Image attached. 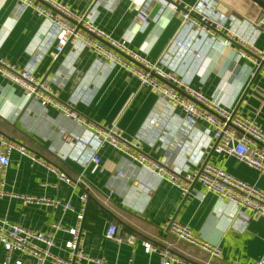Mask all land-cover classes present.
Listing matches in <instances>:
<instances>
[{"label":"crops","instance_id":"obj_1","mask_svg":"<svg viewBox=\"0 0 264 264\" xmlns=\"http://www.w3.org/2000/svg\"><path fill=\"white\" fill-rule=\"evenodd\" d=\"M57 1L76 15L87 14L96 28L115 40H124L146 61H165L161 63L165 70L189 82L215 104L254 118L264 129V76L255 73L244 60L236 61L234 46L225 42L223 31L235 30L239 23L253 24L264 16V10L252 0H180V4L173 0ZM199 1L206 4L204 12L209 20H223L224 28L209 43L207 39H197L202 37L199 29L203 23L192 30L186 25L183 37L201 54L196 59L174 45V40L182 37L184 29L181 4L193 7ZM48 29L46 21L37 17L32 8L20 10L16 0H0L1 56L16 66L32 68L39 78H48L62 107L28 100L22 88L0 75V133L44 161L41 164L17 151L11 153L6 195L0 198V218L31 229H47L51 223L69 228L74 226L82 205L80 195L86 193L82 247L86 254L102 257L107 264H160L157 253L144 251V241L169 247L189 264H253L264 258L263 217L252 216L244 228L241 224L231 226L236 210L232 202L205 191L198 182L182 197L176 186L165 179L157 181L155 174L108 144L94 153L98 162L91 160V139L82 145L84 130L95 132L113 124L129 151L144 154L149 162L161 163L169 172L194 170L209 161L264 190V175L232 156L212 150L211 132L204 121L191 124L179 109L172 113L160 103L157 91L142 85L128 69L98 62L90 48L71 43L54 59ZM244 35L264 50V32L248 27ZM63 107H69L77 120L66 116ZM48 165L79 179L78 183H64ZM21 196L68 202L74 211L25 203ZM171 216L201 238L218 244L222 257L211 258L199 248L162 232L160 224ZM110 223H115L122 235L134 234L136 241L127 244L106 238L104 232ZM68 238L66 232L58 230L52 252L66 257L64 243ZM3 256L0 244V262ZM81 264L96 263L84 260Z\"/></svg>","mask_w":264,"mask_h":264},{"label":"built area","instance_id":"obj_2","mask_svg":"<svg viewBox=\"0 0 264 264\" xmlns=\"http://www.w3.org/2000/svg\"><path fill=\"white\" fill-rule=\"evenodd\" d=\"M20 10L30 7L34 10L37 17L42 18L48 25L47 34L51 37L48 42L54 46L51 55L54 59L62 52L66 45L71 43L80 48H90L96 54L98 62H107L109 66H121L134 74L142 85L153 87L159 94L161 104L167 105L172 113L179 109L184 119L193 124L197 120H202L208 125V131L211 132L212 150L217 153H224L234 157L260 174L264 175V129L252 117L243 114L238 110H227L220 105L212 102L207 96L189 86V82L177 78L172 71L165 70L160 61L150 63L144 58L130 50L124 40H115L109 34L96 28L88 15H76L66 5L57 0H16ZM180 4V0H173ZM206 4L199 1L195 6L181 4V16L183 25L180 38L174 40V45L184 49L194 58H200L201 54L195 50L193 43L186 42L184 38L185 27L196 29L200 26L199 32L202 37L199 41L207 39L210 43L218 32L224 28L223 20H209L204 12ZM198 13V17L192 14ZM72 19V23L69 19ZM145 17L143 16V19ZM80 24L83 29L77 28ZM251 27L258 32H264V16L258 18L253 24L239 23L237 29L224 28L226 43H232L235 49L236 61L244 60L252 67L254 72L264 76V50L256 47L254 40L244 32L246 28ZM138 62L143 67L136 66L133 61L126 60L124 56ZM251 68V67H250ZM152 72L154 74H152ZM0 75L8 78L15 85L24 90L28 100H37L42 106L51 105L62 108L55 99V95L49 84L48 78L37 77L32 68L19 67L8 62L0 54ZM162 78L176 85L180 90L164 83ZM66 116L77 120L76 114L68 107H63ZM176 116V115H174ZM85 142L89 143L91 160L98 162V157L94 154L97 149L104 144H108L116 150L128 155L133 161L146 169V171L155 174L157 181L165 179L178 188L182 197L187 196L194 183L198 182L205 191L215 193L224 201L232 202L235 207L233 222L231 226L241 224L244 228L252 216L264 218V190L256 184L243 181L236 176L228 173L226 170L209 161L202 162L194 170H183L181 172H169L164 165L156 162H149L144 154H135L129 151L128 145L123 141L120 133L112 124L110 127L96 129L93 132L90 129L84 130ZM83 135V134H82ZM81 136H77L80 139ZM81 141V140H80ZM13 151L27 156L31 160L44 164V161L27 148L0 133V198L6 195L5 182L7 169L10 164V155ZM57 178L64 183L74 186L79 179H72L55 167L49 166ZM123 176L122 173H119ZM146 190H149L146 184H143ZM26 202H36L59 207L62 211H74V208L68 202H59L56 199L44 197L35 198L32 196H21ZM87 194L80 195L81 207L76 212V222L74 226L65 228L60 224L51 223L47 229H31L21 225L8 222L0 218V244L4 249V256L0 264H81L88 260L96 264H107L102 257H92L84 252L82 240L84 235L83 217ZM159 229L162 232L170 233L177 239L184 241L194 247L204 251L211 258H221L222 249L218 244L211 243L201 238L189 226L179 222L174 217L167 218ZM60 230L66 232L69 238L64 243V248L68 251L66 257H61L52 252L55 246V233ZM106 238L114 239L118 242L132 244L136 241L134 234L122 235L118 232L117 225L110 223L105 232ZM143 249L146 253H157L160 264H189L184 259L173 253L169 247H158L149 241L143 242ZM231 264H245L233 261ZM253 264H264V258L256 260Z\"/></svg>","mask_w":264,"mask_h":264},{"label":"water","instance_id":"obj_3","mask_svg":"<svg viewBox=\"0 0 264 264\" xmlns=\"http://www.w3.org/2000/svg\"><path fill=\"white\" fill-rule=\"evenodd\" d=\"M253 2H255L257 5H259L263 10H264V0H252ZM156 8H159V6H156ZM69 19V18H68ZM72 23H74V21L72 19H69ZM77 25V28H80V29H83V27L80 25V24H76ZM127 57V56H126ZM128 59H130L129 57H127ZM131 61L135 62L136 64H139L137 63L136 61L130 59ZM140 67H143L142 65H139ZM152 74H154L152 72ZM159 78V77H158ZM161 81H163L164 83L170 85L171 87L175 88L176 90L180 91L178 88H176L175 86H173L170 82L162 79V78H159ZM181 92V91H180ZM182 93V92H181Z\"/></svg>","mask_w":264,"mask_h":264}]
</instances>
